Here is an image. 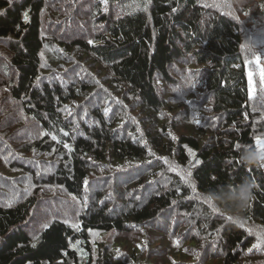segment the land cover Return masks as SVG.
Instances as JSON below:
<instances>
[{"label": "trees", "instance_id": "trees-1", "mask_svg": "<svg viewBox=\"0 0 264 264\" xmlns=\"http://www.w3.org/2000/svg\"><path fill=\"white\" fill-rule=\"evenodd\" d=\"M95 2V15L105 24L104 31L92 36V43L88 38L70 37V45L64 42L62 47L66 52L76 49L105 65L115 82L131 91L142 108L158 112L165 107L155 82L171 80L174 62L190 56L202 66L201 86L216 121L198 127L203 132L196 136L178 137L176 162L189 167L194 191L220 213L223 227L214 242L218 255L211 253L209 259L215 258V264H264V250L247 253L252 242L246 233L224 221L238 218L264 229L262 162L248 165L242 161L246 150H256L257 133L240 26L225 11L208 8L199 0ZM252 5L255 17L264 15L262 0H252ZM47 6V0H12L11 4L0 0V139L12 142L14 134L35 129L33 148L39 141L50 142L64 155L65 163L56 177L65 194L78 198L88 180L89 164L103 163L108 155L117 162H148L155 152L140 137L125 135L118 127L120 121L104 113L102 107L92 109L87 122L79 126L67 117L66 106L81 97L88 86L84 81L75 85L41 79L42 52L50 44L42 22ZM103 8H111V13H103ZM183 147L195 153L192 161ZM245 181L253 185L250 199L238 208ZM179 193L185 191L177 187L158 191L144 204L117 213L104 204L92 203L79 213L75 223L53 218L41 227L35 241L25 226L38 197L28 193L22 198H0V264H152L149 258L141 257L142 237L131 246V258L121 260L114 240H103L102 236L113 233L124 238L135 229H146L181 198ZM188 244L196 245L194 240ZM182 255L175 250L169 256L178 262ZM191 258L195 259L190 257L187 262Z\"/></svg>", "mask_w": 264, "mask_h": 264}, {"label": "rangeland", "instance_id": "rangeland-1", "mask_svg": "<svg viewBox=\"0 0 264 264\" xmlns=\"http://www.w3.org/2000/svg\"><path fill=\"white\" fill-rule=\"evenodd\" d=\"M199 1L208 8L223 10L234 17L242 30L241 51L256 125V146L257 139L264 140V15L255 17L252 14V0ZM95 3V0H47L42 22L44 35L50 44L42 52L41 79L75 85L84 81L88 90L65 108V114L72 123L79 126L87 122L92 109L102 107L104 113H111L114 120L120 121L117 126L124 129L125 135L140 137L155 152L154 157L148 162L129 163L117 162L108 155L103 163L89 164L88 180L82 194L73 198L65 194L56 177L57 170L65 163L64 155L50 142L44 144L39 141L34 149L36 143L32 142L37 132L28 128L25 131L28 134H14L12 142L0 139V198H22L28 193L38 197L25 226L26 231L35 236L53 218L60 217L75 223L79 213L85 207L90 208L92 203L104 204L110 212L117 213L136 204H144L150 194L177 187L185 194L179 193L181 198L176 199L157 220L148 223L146 229H135L124 238L113 233L102 238L119 241H113V245L118 248L121 260L131 258V246L137 245V239L142 237L145 241L141 257L149 258L152 264H166V260L170 264H192L196 261L198 264H215V258L210 260L209 257H213L211 253L218 255L214 242L220 237L223 227L219 223L220 213L205 196L194 191L187 175L189 167L179 165L175 156L180 135L196 136L203 132L198 127H207L216 121V115L208 104L209 97L204 96L201 86L203 68L190 56L174 62L170 67L171 80L158 79L155 82L165 107L158 112L142 108L131 91L115 82L105 65L76 49L66 52L62 47L64 42L70 45V37L92 41V36L104 31L105 24L100 23V18L95 15ZM111 10L103 8L102 11L111 13ZM200 109L203 113L197 112ZM21 135L23 139L19 141ZM29 136L30 140L26 139ZM183 150L192 161L193 152L187 147ZM224 221L246 233L252 242L247 253L264 250V243L259 249L253 248L258 236L264 238L263 228L248 225L238 218H225ZM191 240L195 241V246H189ZM175 250L184 254L178 262H172L169 256ZM190 257L195 261L191 258L192 261L187 262Z\"/></svg>", "mask_w": 264, "mask_h": 264}, {"label": "clouds", "instance_id": "clouds-1", "mask_svg": "<svg viewBox=\"0 0 264 264\" xmlns=\"http://www.w3.org/2000/svg\"><path fill=\"white\" fill-rule=\"evenodd\" d=\"M242 161L248 165H256L258 163L264 162L259 158V153L255 149L246 150L245 154L242 157ZM253 185L248 181H245L242 190L245 195L250 199V190ZM240 204L237 206L238 208H243L245 206V200L240 198Z\"/></svg>", "mask_w": 264, "mask_h": 264}, {"label": "snow or ice", "instance_id": "snow-or-ice-1", "mask_svg": "<svg viewBox=\"0 0 264 264\" xmlns=\"http://www.w3.org/2000/svg\"><path fill=\"white\" fill-rule=\"evenodd\" d=\"M8 3L11 4L12 3V0H8ZM26 15V14H25ZM89 43H92V41H89ZM65 135H67V133H64ZM53 139H56L55 136H53ZM64 147H68V145H64ZM256 151L259 153V158L261 161H264V140H261V139H257L256 140ZM191 155L194 157L195 156V153H191ZM264 166V165H262ZM188 176H191V172L189 171L187 173ZM241 199L243 200H247L249 199L243 190H241V196H240ZM37 238L34 236L33 237V240L35 241ZM264 243V238H261V237H257V242L253 245V248H256V249H259L261 244ZM33 247H35V243H33ZM249 251L251 252L252 249H249Z\"/></svg>", "mask_w": 264, "mask_h": 264}]
</instances>
